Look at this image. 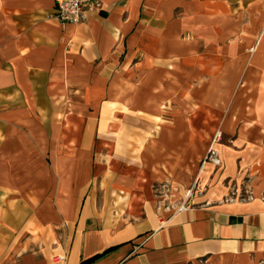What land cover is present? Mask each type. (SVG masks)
<instances>
[{
  "label": "crops",
  "instance_id": "1",
  "mask_svg": "<svg viewBox=\"0 0 264 264\" xmlns=\"http://www.w3.org/2000/svg\"><path fill=\"white\" fill-rule=\"evenodd\" d=\"M56 1L0 0V264H80L109 247L91 264L264 252V116L243 130L221 116V168L170 202L153 188L155 116L116 89L138 53L139 72L264 75V0H100L75 24L55 18Z\"/></svg>",
  "mask_w": 264,
  "mask_h": 264
},
{
  "label": "rangeland",
  "instance_id": "2",
  "mask_svg": "<svg viewBox=\"0 0 264 264\" xmlns=\"http://www.w3.org/2000/svg\"><path fill=\"white\" fill-rule=\"evenodd\" d=\"M140 56L138 53L129 60L128 70L118 78L116 89L119 93H129V98L133 100L136 98L137 102H142L143 108L155 116L156 124L151 132L153 151L149 156V162L151 171L156 174V181L161 182L156 183L153 188L157 195L164 196L162 198L177 202L187 194V190L192 187L201 170L194 190H199L200 186L201 190L205 191L208 183L204 182V178L212 177V173L221 168L208 161L213 169L202 166V158L212 143L214 133L218 131L217 122L221 116L234 118L236 120L234 122L238 119L246 122L264 116V75L261 70L249 65L245 76L236 78L234 84H226L222 77L217 81L214 77L205 79L192 74L187 75L179 69L177 63L166 69L160 64L152 65L151 61L145 63L146 67L139 72L135 65ZM242 81L247 82L249 92L245 91L246 88L240 87ZM155 88H158V91ZM248 98L252 100L248 102ZM209 102H216L221 108H209ZM226 102H229L227 107ZM204 103L208 107L199 108L201 104L207 106ZM246 104L251 106V113H247ZM184 117L191 120L188 136H184L183 132L179 133V125ZM243 122L242 130L243 127H247ZM219 142L228 143L223 139ZM187 166L190 173L189 171L187 173ZM246 181L245 173L237 174L233 178V183L237 184V187L241 186L244 192ZM253 255L256 264H264V252L229 254L226 264H246L248 258ZM207 259L202 258L194 264H208Z\"/></svg>",
  "mask_w": 264,
  "mask_h": 264
},
{
  "label": "built area",
  "instance_id": "3",
  "mask_svg": "<svg viewBox=\"0 0 264 264\" xmlns=\"http://www.w3.org/2000/svg\"><path fill=\"white\" fill-rule=\"evenodd\" d=\"M101 6L100 0H57L54 8V16L61 23H80L86 19V12L89 10L99 9ZM210 162L216 166H221V158L217 151L210 144L202 158V163ZM198 181L196 176L192 187L189 192L195 188ZM185 202L179 206V209H185Z\"/></svg>",
  "mask_w": 264,
  "mask_h": 264
},
{
  "label": "bare ground",
  "instance_id": "4",
  "mask_svg": "<svg viewBox=\"0 0 264 264\" xmlns=\"http://www.w3.org/2000/svg\"><path fill=\"white\" fill-rule=\"evenodd\" d=\"M240 87L243 89L246 88L245 89L246 92L250 91V88L247 86L246 81H242ZM251 100L252 99L248 98V102H250ZM245 108H246L247 113H251V106L250 105L246 104ZM251 122L252 121H250V120H246L245 126H247V127L251 126L252 125ZM186 123H187L186 128H191V125L188 123V120H186ZM180 130H184L182 126L180 127ZM192 166L194 167V164ZM192 166H191V168H192ZM188 171L190 173V168L187 166V172ZM227 262H228V258L225 256V254H218L215 256L214 260H211V259L208 260V264H226ZM246 264H256V261L253 257L250 256L248 258Z\"/></svg>",
  "mask_w": 264,
  "mask_h": 264
},
{
  "label": "trees",
  "instance_id": "5",
  "mask_svg": "<svg viewBox=\"0 0 264 264\" xmlns=\"http://www.w3.org/2000/svg\"><path fill=\"white\" fill-rule=\"evenodd\" d=\"M113 249V247H109L107 249H105L104 251L97 253L89 258H87L86 260H83L82 262H80V264H91L94 261L102 258L104 255H106L107 253H109L111 250Z\"/></svg>",
  "mask_w": 264,
  "mask_h": 264
}]
</instances>
